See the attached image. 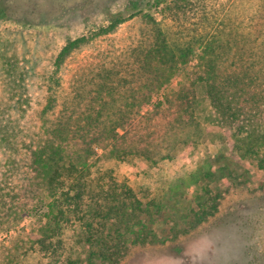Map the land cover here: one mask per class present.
Instances as JSON below:
<instances>
[{
	"label": "rangeland",
	"instance_id": "rangeland-1",
	"mask_svg": "<svg viewBox=\"0 0 264 264\" xmlns=\"http://www.w3.org/2000/svg\"><path fill=\"white\" fill-rule=\"evenodd\" d=\"M2 6L7 8L0 18L5 144L11 135L7 121L18 118L26 126L16 140L22 162H9L10 150L0 154V264H90L87 222L129 189L144 205L161 202L164 211L151 223L157 241L131 245L116 264H264V170L254 158L233 161L243 183L225 191L214 216L198 226L188 217L198 187L192 174L212 162L217 169L231 155L229 133L212 123L216 113L205 82L197 87L196 113L204 129L198 145L179 143L170 158L153 164L139 157L121 159L110 147L94 144L80 178L82 197L77 179H67L62 190L76 196L58 201L57 219L48 217L55 197L46 192L41 199L37 166L25 161L29 147L44 138L37 112L51 101L59 110L73 98L74 87L105 66L129 78L132 53H142L157 36L172 46L191 45L198 54L218 38L234 37L252 42L257 55H264V0H0ZM197 62L195 56L189 63ZM187 66L137 112L146 114L169 89H178ZM226 186V178L214 184Z\"/></svg>",
	"mask_w": 264,
	"mask_h": 264
},
{
	"label": "trees",
	"instance_id": "trees-1",
	"mask_svg": "<svg viewBox=\"0 0 264 264\" xmlns=\"http://www.w3.org/2000/svg\"><path fill=\"white\" fill-rule=\"evenodd\" d=\"M6 13L7 8L0 7V18ZM255 47L250 41L246 44L242 39L222 37L198 54L191 45L172 46L164 36H157L142 53L134 50V71L129 78L115 67L105 66L74 87L73 98L63 102L59 110L52 101L46 104L37 112L44 138L39 145L29 147L25 161L37 166L41 199L48 196L46 192L55 197L50 203L49 220L57 219L54 206L62 197L76 196L70 190H62L67 179H77V196L82 197L80 178L94 153V144L110 147L111 153L121 159L139 157L153 164L170 158L179 143L198 145L204 134L196 113L200 82H205L216 113L213 125L229 133L231 155L217 169L212 162L203 172L192 174L198 187L188 217L198 226L214 216L225 191L243 183L233 168L235 159L254 158L264 170V55H257ZM195 56L198 62L191 65L189 62ZM183 65L189 66L180 87L169 89L165 100L155 104L153 110L142 115L137 112L136 107L149 102L153 93ZM8 111H12V105ZM25 126L18 118L7 121L5 127L11 135L5 144L6 134L0 125V154L10 150L9 162H22V146L16 140ZM0 161L3 166L2 158ZM224 178L225 190L214 187ZM117 194L106 208L93 213L94 218L100 216L97 226L94 218L87 222L85 241L91 246L90 264H116L131 245L157 241L151 223L164 211V204L154 201L144 205L130 189L127 194Z\"/></svg>",
	"mask_w": 264,
	"mask_h": 264
}]
</instances>
